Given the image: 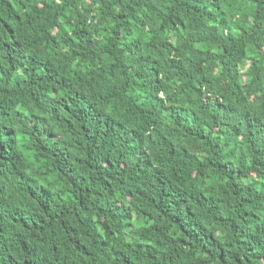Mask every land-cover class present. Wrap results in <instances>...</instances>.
Returning a JSON list of instances; mask_svg holds the SVG:
<instances>
[{
  "label": "trees",
  "instance_id": "trees-1",
  "mask_svg": "<svg viewBox=\"0 0 264 264\" xmlns=\"http://www.w3.org/2000/svg\"><path fill=\"white\" fill-rule=\"evenodd\" d=\"M0 264H264V0H0Z\"/></svg>",
  "mask_w": 264,
  "mask_h": 264
}]
</instances>
